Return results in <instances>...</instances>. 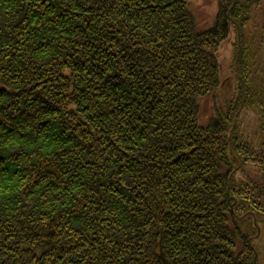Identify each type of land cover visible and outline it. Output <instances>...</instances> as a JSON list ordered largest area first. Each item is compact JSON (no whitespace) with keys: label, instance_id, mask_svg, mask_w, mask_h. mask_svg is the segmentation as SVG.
Wrapping results in <instances>:
<instances>
[{"label":"trees","instance_id":"trees-1","mask_svg":"<svg viewBox=\"0 0 264 264\" xmlns=\"http://www.w3.org/2000/svg\"><path fill=\"white\" fill-rule=\"evenodd\" d=\"M263 6L0 0V264H264Z\"/></svg>","mask_w":264,"mask_h":264},{"label":"rangeland","instance_id":"rangeland-1","mask_svg":"<svg viewBox=\"0 0 264 264\" xmlns=\"http://www.w3.org/2000/svg\"><path fill=\"white\" fill-rule=\"evenodd\" d=\"M189 1H190V9L196 18L198 26L201 28L210 27L213 24L217 13V0H189ZM262 11L264 13V6L262 8ZM231 40L233 41L232 33L230 37V41ZM229 55H230V45L225 43L220 48L219 56H218V59L220 61H224V60L227 61L222 63L224 68L228 63ZM211 113H212L211 99L210 97H206L201 102L200 119L205 122L211 116ZM248 122L250 121L248 120ZM263 252H264V248H263ZM263 259H264V255H263Z\"/></svg>","mask_w":264,"mask_h":264},{"label":"bare ground","instance_id":"bare-ground-1","mask_svg":"<svg viewBox=\"0 0 264 264\" xmlns=\"http://www.w3.org/2000/svg\"><path fill=\"white\" fill-rule=\"evenodd\" d=\"M248 120L250 122H255L254 121V115H253V112L248 110L247 113L245 114H241L238 118V122L239 124H241L242 126H244L245 128H247L249 126V123Z\"/></svg>","mask_w":264,"mask_h":264}]
</instances>
